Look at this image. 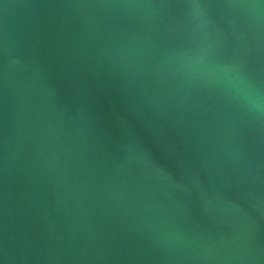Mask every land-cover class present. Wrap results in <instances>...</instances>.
Masks as SVG:
<instances>
[{"label": "water", "instance_id": "95a60500", "mask_svg": "<svg viewBox=\"0 0 264 264\" xmlns=\"http://www.w3.org/2000/svg\"><path fill=\"white\" fill-rule=\"evenodd\" d=\"M0 264H264V0H0Z\"/></svg>", "mask_w": 264, "mask_h": 264}]
</instances>
